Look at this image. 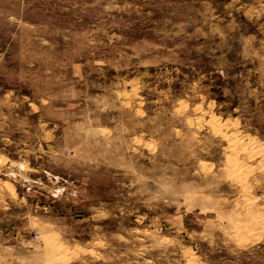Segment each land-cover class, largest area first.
<instances>
[{"label": "rangeland", "instance_id": "rangeland-1", "mask_svg": "<svg viewBox=\"0 0 264 264\" xmlns=\"http://www.w3.org/2000/svg\"><path fill=\"white\" fill-rule=\"evenodd\" d=\"M0 264H264V0H0Z\"/></svg>", "mask_w": 264, "mask_h": 264}, {"label": "bare ground", "instance_id": "bare-ground-1", "mask_svg": "<svg viewBox=\"0 0 264 264\" xmlns=\"http://www.w3.org/2000/svg\"><path fill=\"white\" fill-rule=\"evenodd\" d=\"M224 175V174H223ZM243 189V188H242Z\"/></svg>", "mask_w": 264, "mask_h": 264}]
</instances>
